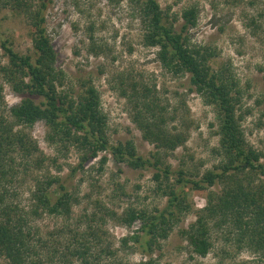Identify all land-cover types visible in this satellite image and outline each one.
Instances as JSON below:
<instances>
[{"label": "trees", "instance_id": "16d2710c", "mask_svg": "<svg viewBox=\"0 0 264 264\" xmlns=\"http://www.w3.org/2000/svg\"><path fill=\"white\" fill-rule=\"evenodd\" d=\"M47 1L0 0V7L23 15L32 28L29 53L15 50L0 30V264H131L118 258L103 238L108 219L130 229V234L121 238L120 247H138L145 259L137 264H154V252L161 249V242L189 209L185 188L199 190L217 182L223 184L221 191L209 192L196 221L180 231L190 247L189 259L205 257L213 246L211 231L224 226L240 246L262 253L264 179L260 177H264V152L245 139L239 107L242 95L234 76L225 67L213 70L208 65L210 54L189 42L188 30L198 21L197 8L183 10L176 29L157 0H134L145 25L144 45L157 48V59L167 71L187 74L188 90L215 110L221 159L216 170H206L196 180L188 178L185 170L174 172L163 166L159 158L161 152H172L187 141L192 121L187 119L185 103L170 105L162 101L154 85L120 78L119 94L129 106L131 121L156 148L150 159L139 155L132 141L110 142L107 116L94 85L84 83L75 96L62 88L64 73L55 66L56 53L45 28ZM6 87L20 97L19 102L7 105ZM37 97L39 102L34 100ZM37 122L46 125L49 144L60 151L72 147L80 152L78 163L66 175H60L61 166L55 158L58 174H39L46 156L31 134ZM102 152L135 169L153 168L156 187L167 197L164 207L154 211L128 207L117 217L95 201V210H84L75 218L73 208L80 199L72 180ZM106 161V155L99 157L100 168ZM28 180L31 187L25 206L19 200V190ZM44 216L63 221L43 234L37 221ZM136 222L139 227L131 230Z\"/></svg>", "mask_w": 264, "mask_h": 264}, {"label": "rangeland", "instance_id": "374dc122", "mask_svg": "<svg viewBox=\"0 0 264 264\" xmlns=\"http://www.w3.org/2000/svg\"><path fill=\"white\" fill-rule=\"evenodd\" d=\"M37 4L39 0H30ZM161 10L176 29L181 25V13L189 7L198 11L197 25L188 30L190 44L210 54L208 65L213 70L227 68L239 84L243 113L241 122L247 143L264 152V0H157ZM175 19V20H174ZM45 28L56 53L55 66L64 73L62 88L72 95L81 92L84 83H91L100 94L101 107L107 116V136L111 143L132 141L137 153L145 158L156 151L153 144L142 138L131 121L129 106L119 94L120 78L143 80L154 85L163 102L186 104L187 119L192 121L187 141L174 151L160 153V161L174 172L185 170L190 179H199L206 170H216L220 161L217 153L219 138L215 110L201 97L189 91L188 75H174L157 59V48L143 42L145 25L134 0H48ZM0 30L9 38L15 50L29 53L32 48V28L26 18L8 8L0 7ZM8 106L20 97L8 87L4 91ZM35 102L40 99L34 98ZM47 127L37 122L31 129L46 156L39 174H58L55 163L66 175L80 158L76 148L59 150L46 140ZM100 168L99 157L92 159L84 171L72 180L80 203L74 206V217L84 210L90 213L94 202L100 201L117 217L128 207L154 211L162 209L167 197L161 195L153 179L154 169H135L126 162L116 161L108 152ZM162 165V164H161ZM38 173V171H37ZM264 179V177H260ZM259 178V179H260ZM264 181V180H263ZM172 182V181H171ZM190 186V185H189ZM29 180L20 188L19 200L27 205ZM222 183L204 189L185 188L189 205L180 222L153 254L154 264H247L263 261L264 251L254 253L240 246L229 228H214L210 233L212 248L205 257L189 259L190 247L181 235L188 229L206 205L209 192L219 193ZM62 219L44 216L37 221L43 234L54 231ZM139 223H134L137 229ZM103 238L111 244L118 258L137 264L145 256L139 248L123 249L120 240L130 229L116 220H107Z\"/></svg>", "mask_w": 264, "mask_h": 264}]
</instances>
